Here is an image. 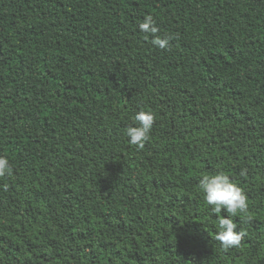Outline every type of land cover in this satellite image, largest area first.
Wrapping results in <instances>:
<instances>
[{
    "label": "trees",
    "instance_id": "1",
    "mask_svg": "<svg viewBox=\"0 0 264 264\" xmlns=\"http://www.w3.org/2000/svg\"><path fill=\"white\" fill-rule=\"evenodd\" d=\"M0 155V264H264V0H0ZM216 170L248 195L239 248L200 191Z\"/></svg>",
    "mask_w": 264,
    "mask_h": 264
},
{
    "label": "clouds",
    "instance_id": "2",
    "mask_svg": "<svg viewBox=\"0 0 264 264\" xmlns=\"http://www.w3.org/2000/svg\"><path fill=\"white\" fill-rule=\"evenodd\" d=\"M138 27L143 34V39L150 40L151 44L159 49L167 48L171 40L175 38L167 33L160 35V29L151 15L146 16ZM154 122L155 114L152 111L146 109L136 111L131 117V123L124 130L128 143L137 149H144L145 144L151 138ZM247 171L246 167H242L238 175L244 177ZM12 175L13 167L9 159L0 155V178ZM199 187L205 204L209 207L211 214L216 217L215 239L220 242L224 250L239 248L247 232L239 226L236 217L248 212L249 203L246 191L235 177L223 170L202 175ZM4 188L7 190V185H4Z\"/></svg>",
    "mask_w": 264,
    "mask_h": 264
}]
</instances>
